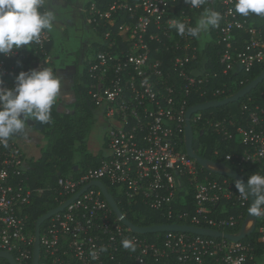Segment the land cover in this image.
I'll list each match as a JSON object with an SVG mask.
<instances>
[{"label":"built area","instance_id":"built-area-1","mask_svg":"<svg viewBox=\"0 0 264 264\" xmlns=\"http://www.w3.org/2000/svg\"><path fill=\"white\" fill-rule=\"evenodd\" d=\"M235 2L207 0L193 8L184 0H93L84 9L100 39L90 47L93 55L85 63L89 97L109 125L106 155L99 167L77 179L60 177L55 186L32 187L20 136L11 138L7 147L0 145V253L13 256L16 264H34L35 201L50 195L56 209L91 183L107 181L129 205L141 198L160 213L164 225L231 236L244 230L246 237L235 241L186 232L141 235L122 222L93 186L42 225L38 264H264V216L249 219L251 200L238 195L235 180L221 175L219 167L204 168L187 153L189 100L202 97L203 87L218 75L199 73L195 63L202 48L195 38L169 27L173 20L194 26L192 13L205 5L219 12L222 19L215 30L222 72L248 75L264 64V38L254 21L235 12ZM243 33L249 35L246 43ZM49 44L44 31L39 43L0 54L3 86L12 87L21 71L47 66L54 70ZM166 54L172 57L166 60ZM239 109V122L207 120L204 126L229 142L236 131L245 149L227 155L226 161L241 172L264 174V109L247 104ZM201 113L190 118L192 128L200 127ZM185 190L193 191V212L174 208ZM126 238L134 242L135 251L122 246ZM92 251L98 258H92ZM0 264L11 263L0 258Z\"/></svg>","mask_w":264,"mask_h":264},{"label":"trees","instance_id":"trees-1","mask_svg":"<svg viewBox=\"0 0 264 264\" xmlns=\"http://www.w3.org/2000/svg\"><path fill=\"white\" fill-rule=\"evenodd\" d=\"M90 4L91 2L88 6ZM205 8L208 9L207 5L204 6L203 10L192 13L195 18L193 20L194 26L197 22V18L203 13ZM242 17L254 21L255 27L262 32L264 38V16H257L256 14L250 13L247 17ZM241 36L243 43L249 40V35L247 33H243ZM218 37L219 35L215 28H211L209 30V40L204 43L203 47H201L199 40L195 38V45L202 48H200L201 52L199 53V59L195 63V67L199 70L198 72L216 73L218 76L216 78H211L206 86L203 87L205 94L202 97L194 95L190 98L188 104L189 108L216 100H224L241 91L264 72V64H261L255 66L248 75H224L222 72L223 67L220 64L222 48L218 44ZM48 49L51 51V44H49ZM171 57V54L165 55L166 60ZM75 80L74 90L76 102L72 105L74 110L70 112H61L56 103L52 109L51 122L44 124L42 136L46 141V145H43L40 149V156L35 159H29L26 155V159L29 162L26 176L32 187L55 186L60 177H73L77 179L88 170L99 167L102 158L105 156L103 154L94 155L88 149L87 139L94 123L93 112L96 108L89 97L88 89H85L80 83L81 80L89 83L86 63L80 81H78L79 78L77 77H75ZM241 83H243V85H240ZM227 88H231L232 91L222 96H214L213 92L216 90L224 91ZM245 104L250 108L260 107L264 109V82L253 90L251 94L236 103V107H230V105H228L202 112L203 122L200 127L193 126V146L197 154L202 158L215 164L230 166L247 181L252 173L236 170L226 161L227 155L235 153L242 154L245 149L244 146L240 144L236 131L232 130L234 138L229 142L224 140L221 133L214 132L211 128H206L204 126L207 120L214 123L225 120L239 122L241 118L239 108ZM20 138L23 139L24 137L20 136ZM103 182L109 192L114 196L122 213L135 226L152 227L164 225L166 223L160 213L149 209L141 198H138L133 204L129 205L123 196L119 194L116 187H113L107 181ZM55 206L56 204L53 202L50 195L44 199H37L31 208V219L33 223L53 210ZM174 208L177 211L187 210L193 212V191L178 194Z\"/></svg>","mask_w":264,"mask_h":264},{"label":"clouds","instance_id":"clouds-1","mask_svg":"<svg viewBox=\"0 0 264 264\" xmlns=\"http://www.w3.org/2000/svg\"><path fill=\"white\" fill-rule=\"evenodd\" d=\"M184 2L198 8L207 0ZM52 4L53 0H0V54L8 55L13 49L39 43L42 32L52 31L57 22L56 9ZM235 12L245 17L250 13L264 16V0H236ZM221 19L219 12L205 8L195 26L173 20L169 27L175 28L180 36L198 39L210 28L218 27ZM61 89V75L48 66L19 72L10 88L4 87L0 79V145L7 147L8 141L16 136L27 138L31 128L27 123L29 119L43 125L50 123ZM235 188L244 200H248L250 195L254 197L248 209L252 216H264V174L253 172L247 179V185L237 179ZM122 246L135 251L134 242L130 239H124ZM100 251L106 249L101 248ZM90 255L93 259L98 258L95 251Z\"/></svg>","mask_w":264,"mask_h":264},{"label":"water","instance_id":"water-1","mask_svg":"<svg viewBox=\"0 0 264 264\" xmlns=\"http://www.w3.org/2000/svg\"><path fill=\"white\" fill-rule=\"evenodd\" d=\"M262 82H264V72L254 81H252L249 85H247L245 88H243L241 91H239L237 94H235L234 96L230 97V98H226L224 100H216V101H212V102H208L205 104H200L194 107L189 108L188 112H187V127H186V149H187V153L190 157H192L193 159L197 160L198 163L203 166L204 168L209 169V166H216L219 167L220 169H223L222 171H220L219 173L221 175L227 176L233 180H241L245 183V185H247V181L243 179L242 176H240L238 173H236L233 170H230L226 165L224 164H215L213 162H210L209 160L202 158L201 156H199L197 154V152L194 149L193 143H194V132H193V128L190 122V118L196 114V113H200V112H205L208 111L210 109H215V108H219V107H224V106H228L231 104H236L238 103L240 100H242L243 98H245L246 96H248L249 94H251V92L253 90H255ZM28 125L31 126V128L39 131V132H43L44 130V125L38 121H33L31 119H29L27 121ZM98 187L102 193L103 196L105 197V199L108 201L109 205L111 206V208L113 209L114 213L121 218L122 222L127 225L128 227L132 228L134 232L141 234V235H152V234H157V233H164V232H186V233H193V234H197V235H201V236H208V237H222L224 234L219 233V232H214L211 230H207V229H200V228H195L192 226H180V225H161V226H152V227H138L135 226L133 223H131L126 216L122 213L118 203L116 202L114 196L109 192L108 188L106 187V185L103 182L97 181V182H93L90 185H88L87 187H85L83 190H81L78 194H76L72 199H70L69 201H67L65 204H63L62 206H60L59 208L53 209L51 211H49L47 214H45L43 217H41L40 219H38L35 223V231H36V244H35V257H34V264H38V259H39V255H40V242H39V237H40V231H41V227L42 225L50 220L52 217H54L55 215L59 214L60 212H62L69 204H71L73 201L77 200L87 189L91 188V187ZM254 197H252L250 195V200L251 203L253 201ZM255 216H252L249 213V219H253ZM226 238L231 239V240H235V241H239L241 239H244L246 237V234L244 233V230H242L238 235L236 236H231V235H224ZM0 258H5L7 259L11 264H16L13 256L9 255L8 253H0Z\"/></svg>","mask_w":264,"mask_h":264},{"label":"rangeland","instance_id":"rangeland-1","mask_svg":"<svg viewBox=\"0 0 264 264\" xmlns=\"http://www.w3.org/2000/svg\"><path fill=\"white\" fill-rule=\"evenodd\" d=\"M52 6H54L56 9L57 22L54 24L53 30L47 32H49L50 35L49 34L48 35L53 38V52L61 56L63 61L62 63L60 61H58L57 63L53 61L54 62L53 65L58 67L67 66L69 68H72V70L76 72L75 77L79 78L78 81H80V78L83 76L84 73L85 62L87 61V59L92 57L93 50L89 48L86 35L76 31L75 24L77 22L78 15L75 14V10H73V7L70 5V3H64L61 0H53ZM82 18H83V22H86L85 14L82 15ZM61 27H65L66 30L62 32ZM97 40L98 43L100 39L98 38ZM198 40L201 43V47H203L204 43L209 40V31L207 33L202 34L200 38H198ZM75 81L76 80H74V85H75ZM80 83L85 89H88V85H89L88 82H84L81 80ZM57 106H59V102ZM230 107H236V104H231ZM69 109L74 110L72 105L70 106ZM96 116L99 117L98 112L93 117L94 123L92 125L91 132H93L92 130L95 127V123L97 119ZM94 136H95L94 133H92L90 137L88 136L89 143L87 142L88 149L92 153H94L95 145H96ZM19 142L21 148L23 149L24 153L28 156L29 159H35L39 157L41 154L40 149L42 148L43 145L44 146L46 145L45 143L46 141L42 136V132H39L33 128H30L27 138H23V143L21 140H19ZM104 145H105V139H104ZM188 191L189 190H185L183 192L188 193Z\"/></svg>","mask_w":264,"mask_h":264},{"label":"crops","instance_id":"crops-1","mask_svg":"<svg viewBox=\"0 0 264 264\" xmlns=\"http://www.w3.org/2000/svg\"><path fill=\"white\" fill-rule=\"evenodd\" d=\"M64 3H70V5L73 7V10H75V14L78 15L77 17V22L75 24L76 31L80 32L81 34L86 35L87 42L89 44V48L97 43V35L94 29L88 25L87 19L86 22H83L82 15L85 14V18H87L86 13H84V9L88 6L90 2L93 0H61ZM47 6V3H46ZM201 16V15H200ZM199 16V17H200ZM198 17V18H199ZM198 20V19H197ZM66 30L65 27H61V31L63 32ZM47 32V30H45ZM49 34V32H47ZM50 35V34H49ZM50 37V36H49ZM51 38V56H52V64L57 63L62 61V57L59 56L58 54H55L53 52V38ZM60 64V63H59ZM55 72L59 75H61L62 78V89L60 96L58 98L57 104L59 102L58 109L61 112H70L71 109L70 106L73 105L76 102V95H75V90H74V80H75V74L74 70L69 67H58L55 65H52ZM60 66V65H59ZM76 82V81H75ZM68 83V84H67ZM98 112L99 117L96 116V123L95 127L93 128V132H90L89 137L94 133V139L96 141L95 145V151L94 155H106V150H105V145H104V139L106 132L109 128L108 122L104 119L102 112L100 110H95L94 115ZM105 120V121H104ZM89 137L87 139V142L89 141ZM23 143V139H20ZM89 143V142H88ZM26 155V154H25Z\"/></svg>","mask_w":264,"mask_h":264}]
</instances>
